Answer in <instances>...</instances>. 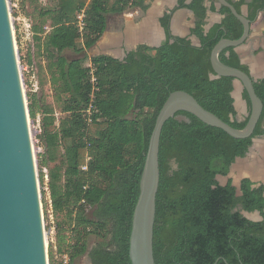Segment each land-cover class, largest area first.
<instances>
[{"label": "trees", "instance_id": "trees-1", "mask_svg": "<svg viewBox=\"0 0 264 264\" xmlns=\"http://www.w3.org/2000/svg\"><path fill=\"white\" fill-rule=\"evenodd\" d=\"M217 1L212 0L211 10H216ZM228 1L240 13L246 4L252 23L264 10V0ZM144 2L56 0L41 9L42 21L33 27L64 116L57 127L52 106L34 92H27L29 115L34 121L41 114L46 150L38 156L40 183L44 184L43 168H49L53 213H65L70 219V264L87 252L91 264H132V220L149 141L172 92L190 93L236 129H244L249 121V116L237 117L235 78L212 77L214 46L222 38H241L245 29L226 6L220 8L222 22L206 31L205 0H179L177 8H189L196 15L192 33L200 39L199 46L172 33L176 8L161 19L166 39L158 47L140 45L123 60L96 55L90 59L92 66L86 65V53L68 58L66 51L79 45L92 48L101 40L108 15L145 8ZM219 59L250 73L234 47L223 49ZM254 86L264 104V78ZM244 98L251 112L247 90ZM263 134L264 109L255 132L247 138H235L187 110L165 122L154 227L156 264H264V184L243 178L238 194L231 179L225 184L217 179L227 176L236 159L247 155L253 139ZM45 195L43 189L44 204ZM242 210L259 211L263 219H249ZM91 237L98 241L89 249ZM61 243L64 251L65 239ZM49 264H55L53 250Z\"/></svg>", "mask_w": 264, "mask_h": 264}, {"label": "water", "instance_id": "water-1", "mask_svg": "<svg viewBox=\"0 0 264 264\" xmlns=\"http://www.w3.org/2000/svg\"><path fill=\"white\" fill-rule=\"evenodd\" d=\"M219 2L241 20L245 29L241 38H222L214 46L211 61L216 75L212 77L232 76L242 82L251 99V112L248 111L243 118L249 116V121L244 129H236L204 108L190 93L177 90L169 95L157 115L150 137L141 191L133 213L130 239L132 264H156L154 227L160 186V142L165 122L178 111L187 110L235 138H247L255 132L263 113L264 104L254 86L255 81L263 78H256L251 72L226 65L219 59L223 49L234 47L236 50L247 42L252 22L244 11L238 12L228 0ZM126 56L127 54L119 59L123 60ZM232 95L236 108L235 89ZM29 117L28 100L19 72L8 2L0 0V264H49ZM263 137L264 134L253 139L245 157L251 155L257 143L261 144L259 139ZM245 157H238L233 165ZM255 185L261 183L257 182ZM237 189L238 194H241L240 184ZM242 213L252 220L263 219L259 211L242 210Z\"/></svg>", "mask_w": 264, "mask_h": 264}, {"label": "rangeland", "instance_id": "rangeland-1", "mask_svg": "<svg viewBox=\"0 0 264 264\" xmlns=\"http://www.w3.org/2000/svg\"><path fill=\"white\" fill-rule=\"evenodd\" d=\"M10 12V20L14 31V39L16 44V53L18 57V67L22 79L24 93L27 97V92H34L38 94L39 100L44 101L48 106H52V115L55 118L56 126L61 123L64 114L61 112V105L56 101V95L50 82V72L46 65V55L41 51L34 40L33 27L35 24H40L42 21L39 16L41 9L46 6H52L56 0H7ZM128 11V10H127ZM122 15H120L121 17ZM119 18L117 14L108 15L109 24H112ZM115 31V30H114ZM108 33L101 38V40L92 48H85L84 45H79L76 50L66 51L68 58H75L80 53H86L89 60L86 63L92 66L91 58L94 55L107 53L109 50L103 49L105 42H108ZM28 100V97H27ZM180 118L184 119L183 116ZM29 130L36 160V170L38 175V187L40 190V197L42 201L44 236L46 246L49 251L53 250L55 264H70L68 256V245L71 241V231L69 230L70 219L65 213L54 214L52 210V201L49 194L48 178L45 177L49 173V168H43L44 184L41 185L39 179L38 156L45 153V143L41 138L42 125L41 114H38L36 120H31L29 117ZM264 142V137L259 139ZM254 150H260L261 144L257 143ZM259 146V147H258ZM60 153L64 152L61 147ZM246 174L243 167L240 165H233L229 176H219V181L224 184L226 180L231 179L235 185H239L240 179ZM46 191L45 204L43 202L42 190ZM65 239L66 246L64 251H61L62 240ZM98 241V238L91 237L89 240V249H91ZM75 264H91V258L87 252L82 257L78 258Z\"/></svg>", "mask_w": 264, "mask_h": 264}, {"label": "crops", "instance_id": "crops-1", "mask_svg": "<svg viewBox=\"0 0 264 264\" xmlns=\"http://www.w3.org/2000/svg\"><path fill=\"white\" fill-rule=\"evenodd\" d=\"M190 1L187 0V2ZM144 5L145 8L136 7L118 13L119 18L112 24H109V20L107 21V29L103 36L108 33V42L102 45L103 49L109 52L101 54L124 58L126 54L135 51L140 45L158 47L163 43L166 39V31L161 19L166 13L178 7L179 0H145ZM205 5L208 7L205 29L209 31L214 25L222 22L224 15L220 12L219 0L215 3L216 10H211L212 0H205ZM242 10L247 14L248 6L243 5ZM196 21V15L191 9L177 8L171 19L172 33L175 36L189 38L194 45L199 46L200 39L192 33ZM236 51L241 61L249 66L250 72L256 78H264V10L259 12L257 19L252 23L247 42L238 47ZM234 89L237 117L242 120L249 111L248 102L244 98L242 82L234 80ZM261 145L264 147L263 141ZM235 165H240L246 172L239 184L246 177L255 183L264 184V150H253L250 156L239 160Z\"/></svg>", "mask_w": 264, "mask_h": 264}, {"label": "built area", "instance_id": "built-area-1", "mask_svg": "<svg viewBox=\"0 0 264 264\" xmlns=\"http://www.w3.org/2000/svg\"><path fill=\"white\" fill-rule=\"evenodd\" d=\"M92 72H93V70H92ZM95 80H96V77L93 75V76H92V81L95 82ZM91 108H92V107H91ZM91 110H92V109L89 110V113H91ZM89 121H90V119H89ZM44 169H45V168H44ZM82 169L85 170V171H87V170H88V166H87V165H84V166H82ZM45 171H47V169H45ZM48 176H49V175H48V173H47V174L45 175V177L48 178Z\"/></svg>", "mask_w": 264, "mask_h": 264}, {"label": "flooded vegetation", "instance_id": "flooded-vegetation-1", "mask_svg": "<svg viewBox=\"0 0 264 264\" xmlns=\"http://www.w3.org/2000/svg\"><path fill=\"white\" fill-rule=\"evenodd\" d=\"M262 150H264V147H261Z\"/></svg>", "mask_w": 264, "mask_h": 264}, {"label": "bare ground", "instance_id": "bare-ground-1", "mask_svg": "<svg viewBox=\"0 0 264 264\" xmlns=\"http://www.w3.org/2000/svg\"><path fill=\"white\" fill-rule=\"evenodd\" d=\"M260 150H262V149L260 148Z\"/></svg>", "mask_w": 264, "mask_h": 264}]
</instances>
